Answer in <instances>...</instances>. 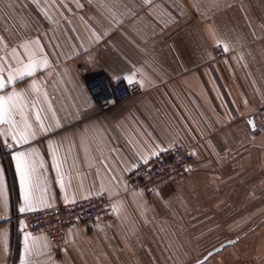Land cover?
I'll return each mask as SVG.
<instances>
[{
	"label": "crops",
	"instance_id": "crops-1",
	"mask_svg": "<svg viewBox=\"0 0 264 264\" xmlns=\"http://www.w3.org/2000/svg\"><path fill=\"white\" fill-rule=\"evenodd\" d=\"M25 45L37 69L7 83ZM93 76L141 93L103 111ZM0 78L31 125L25 142L19 114L0 124V264H229L264 233V0H0ZM176 145L194 175L130 192L127 175ZM98 196L113 220L79 223L61 248L27 230L32 212Z\"/></svg>",
	"mask_w": 264,
	"mask_h": 264
},
{
	"label": "built area",
	"instance_id": "built-area-1",
	"mask_svg": "<svg viewBox=\"0 0 264 264\" xmlns=\"http://www.w3.org/2000/svg\"><path fill=\"white\" fill-rule=\"evenodd\" d=\"M225 56L223 50L216 51V57ZM87 88L93 101L107 111L127 102L141 93L139 84L116 82L108 84L103 78L88 79ZM255 118L264 130V106L259 107ZM192 153L181 145L163 150L152 160L134 168L126 177L128 189L152 199L165 184L179 186L194 175ZM112 200L106 196L90 197L69 204L32 212L26 216L27 230L32 234H45L49 241L61 248L66 232L81 222L109 223L113 220Z\"/></svg>",
	"mask_w": 264,
	"mask_h": 264
},
{
	"label": "snow or ice",
	"instance_id": "snow-or-ice-1",
	"mask_svg": "<svg viewBox=\"0 0 264 264\" xmlns=\"http://www.w3.org/2000/svg\"><path fill=\"white\" fill-rule=\"evenodd\" d=\"M28 55V62L23 64V68L17 69L15 73L9 72L7 77V83H12L16 79H23L25 76H31L37 69L38 62L35 60V53L28 51V46H24ZM14 59H17L18 63H23V61L19 60L18 57L15 55V50H13ZM44 64L47 61L43 62ZM33 90H37V85L33 83L31 85ZM6 88L5 81L0 78V90ZM24 95L19 92L13 91L10 95L7 96H0V124H8L10 127H16V121H14L13 116L19 114L21 117V123L24 125V132L20 133V140L27 141L28 136L25 132L31 127L28 124L27 116L24 113L25 105L20 102L21 96ZM37 120H39V116L37 115ZM41 128L43 125L41 124ZM14 140L17 139V136L14 134L12 137ZM17 161V167L20 171L21 182L25 185L26 188V195L25 201L26 204L31 206V201L29 196L27 195V185L30 183L31 180V172L35 171V167L29 165L27 160L25 159V154L20 153L18 156L14 157ZM23 210V209H22Z\"/></svg>",
	"mask_w": 264,
	"mask_h": 264
},
{
	"label": "rangeland",
	"instance_id": "rangeland-1",
	"mask_svg": "<svg viewBox=\"0 0 264 264\" xmlns=\"http://www.w3.org/2000/svg\"><path fill=\"white\" fill-rule=\"evenodd\" d=\"M259 222H263L262 224L264 225V217ZM244 240L243 245L245 247L235 250L236 255H238L233 260H230L229 264H264V233L258 231L250 232Z\"/></svg>",
	"mask_w": 264,
	"mask_h": 264
},
{
	"label": "water",
	"instance_id": "water-1",
	"mask_svg": "<svg viewBox=\"0 0 264 264\" xmlns=\"http://www.w3.org/2000/svg\"><path fill=\"white\" fill-rule=\"evenodd\" d=\"M232 242H234V241H232ZM222 248H223V247L221 246V247L215 249L211 254H213V253H215V252H218V251H221ZM207 258H208V257H205L203 260L205 261Z\"/></svg>",
	"mask_w": 264,
	"mask_h": 264
}]
</instances>
